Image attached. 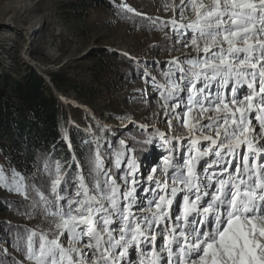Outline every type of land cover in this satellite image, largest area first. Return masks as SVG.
Returning <instances> with one entry per match:
<instances>
[{
    "label": "snow or ice",
    "instance_id": "obj_1",
    "mask_svg": "<svg viewBox=\"0 0 264 264\" xmlns=\"http://www.w3.org/2000/svg\"><path fill=\"white\" fill-rule=\"evenodd\" d=\"M164 7L173 16L157 18L160 30L190 51L163 68L153 61L161 80L147 69L140 76L158 93L169 129L176 119L187 135L142 137L145 158L157 137L168 145L146 181L127 145L114 158L122 174H113L99 138L87 169L75 155L45 160L40 177L0 168V188L28 202L21 214L49 225L17 233L23 259L14 264H264V0Z\"/></svg>",
    "mask_w": 264,
    "mask_h": 264
},
{
    "label": "rangeland",
    "instance_id": "obj_2",
    "mask_svg": "<svg viewBox=\"0 0 264 264\" xmlns=\"http://www.w3.org/2000/svg\"><path fill=\"white\" fill-rule=\"evenodd\" d=\"M123 2L140 13L138 16L145 22L125 17L124 14L129 13L126 10L120 14L118 5ZM173 2L179 4V0H115V3L107 0L105 5L86 7L74 0H0V76L9 73L18 79L29 69L37 72L65 109L63 139L72 128L86 133L88 125L93 130L96 127L99 133L95 136L96 142L100 138L101 153L107 166L108 158L112 157L114 161L116 152L125 151V145L133 148L132 140L137 142L138 148H142L137 156L143 157L136 159L140 166L137 175L142 176L153 159L161 155L157 151L145 158L146 149L140 143L143 136L153 129H166L169 136L187 135V130L176 119L172 120L169 129L158 93L140 76L147 69L161 80L153 61H159L163 68L172 57L190 51L173 43L170 30H160L159 20L173 16L171 8L165 10L164 6ZM153 21H157L155 27ZM109 62L124 65L131 73L130 77L117 80L107 67L100 69ZM50 73L72 80L71 85L65 90L57 89L50 80ZM74 84L97 89L99 94L91 101L79 98ZM139 89L145 91H137ZM142 125L148 132L141 128ZM121 141L125 144L121 145ZM68 151L66 161L62 153L55 160L70 163L73 153H77L72 148ZM0 168L6 174L11 171L1 153ZM17 198L21 199V196L0 188V201ZM3 206L6 210L0 214V249H8L12 256L0 252L13 264L12 257H23L16 251L9 229L19 226L40 231L49 225L42 215L29 218L15 211L11 204Z\"/></svg>",
    "mask_w": 264,
    "mask_h": 264
},
{
    "label": "trees",
    "instance_id": "obj_3",
    "mask_svg": "<svg viewBox=\"0 0 264 264\" xmlns=\"http://www.w3.org/2000/svg\"><path fill=\"white\" fill-rule=\"evenodd\" d=\"M74 1L76 4L86 7L102 6L107 3V0ZM118 12L123 15L125 10L119 9ZM124 16L133 20L138 18L140 22H145L142 17L131 12L124 14ZM104 68L109 69V72H112L117 80L120 78L126 80L131 74L124 65L119 63H104L103 68L100 69ZM49 77L53 85L60 90H65L72 82V80L55 73H50ZM73 88H75L79 98H87L90 101L99 94L97 89L85 85L74 84ZM74 113L75 111H73ZM65 123L66 112L64 107L37 72L29 69L24 76L18 79L9 73L1 74L0 153L10 169L15 168L26 176L36 175L40 177L43 173L45 160L51 163L62 153V158H65L66 161L70 147L67 145L68 142L65 143L67 140L63 139ZM94 128L95 134L99 135L97 128ZM68 138L71 148L77 153L75 154L77 161L87 169V161L94 155L93 143L88 139L86 133L73 128L68 132ZM132 144L139 153L138 143L132 140ZM70 163H72V157ZM5 203L11 204L15 211L20 208V212H23L24 205L28 202L24 201L22 197L5 202L0 201V214L6 210V207L3 206ZM24 229L19 226L9 229L12 234L11 241L15 243V246L17 233L23 234ZM12 262L14 264V260ZM0 264H11L1 252Z\"/></svg>",
    "mask_w": 264,
    "mask_h": 264
},
{
    "label": "bare ground",
    "instance_id": "obj_4",
    "mask_svg": "<svg viewBox=\"0 0 264 264\" xmlns=\"http://www.w3.org/2000/svg\"><path fill=\"white\" fill-rule=\"evenodd\" d=\"M62 99V98H61ZM63 100V99H62ZM91 126L90 125H88V127L87 128H85V131H86V133L88 134V139L90 140V141H92V143H93V145H94V147L96 146V137L95 136H99V135H96L95 134V131L93 130V129H91L90 128ZM82 128V127H81ZM139 129V128H138ZM89 130V131H88ZM90 132H91V134H90ZM67 136H68V132H67ZM98 138V137H97ZM69 139V138H68ZM67 139V144H69V147L71 148V146H70V141ZM100 139V138H99ZM128 146H130V145H128ZM95 150V149H94ZM73 155H74V153H73ZM148 159V158H147Z\"/></svg>",
    "mask_w": 264,
    "mask_h": 264
}]
</instances>
